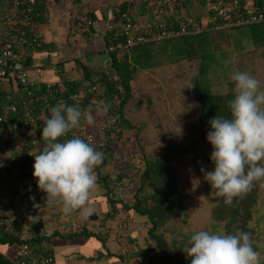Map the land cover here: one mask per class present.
Segmentation results:
<instances>
[{
  "label": "trees",
  "instance_id": "obj_1",
  "mask_svg": "<svg viewBox=\"0 0 264 264\" xmlns=\"http://www.w3.org/2000/svg\"><path fill=\"white\" fill-rule=\"evenodd\" d=\"M185 5L189 10L194 7L190 0L185 1ZM125 7L126 4L123 3L120 10ZM3 9L4 0H0V22ZM37 18L40 17L36 16ZM110 52L109 72L114 71L118 75L122 91L119 92L116 87L117 82L112 80V74L102 72L95 79L99 82L98 86L101 85L102 96L94 92L92 97L83 101L84 106H89L91 114L102 108L107 116H113L119 128L116 131L111 126L105 129V142L100 149L104 154L103 162L95 168L100 193L110 204L102 220L115 215L118 210L117 203L127 211L144 216V221L148 222L149 226L146 229V245L142 252L148 256L149 264H191L190 258L182 249L191 235L200 230L227 234L242 230L251 233L254 247L261 256V264H264V184L256 182L242 199L235 198L231 205H226L223 198L215 196V190L211 189L200 171L201 167L206 171L214 170L210 160L213 148L206 139L207 133L211 131L208 122L215 116L230 117L228 101L234 99L235 87L230 79L231 73L248 72L258 79L261 76L259 73L264 70V21L153 40L131 46L120 55L115 50ZM181 60L197 62L186 90V95L197 99L200 105L197 120L191 122L193 136L190 141L185 145H167L157 152L141 151L142 166H135L132 156L131 160L127 158L126 165L122 164L123 160L129 157L123 152V160L115 165L118 171L114 174L103 171L102 166L108 161L119 160L116 156L115 140L135 127L124 114V105L132 94L131 79L134 73L140 68ZM226 61L231 62L225 63ZM83 68V81H94L90 78L92 69L86 65H83ZM83 81L73 82V87H69L65 92L49 94L51 103L54 105L58 98H66L67 92L81 86ZM37 93H42V88H37ZM62 102L69 103L67 99ZM94 102L97 103L96 109L93 107ZM42 112L48 117L40 101L33 109L35 121L30 125H36L38 131L35 135L28 134L35 142L11 154L19 161L25 158L29 147L36 146L37 155L45 146L42 139L44 124L37 118ZM135 135H138L137 132ZM65 140V136L58 138V142ZM1 141L0 137V147ZM140 146L138 136V140L130 144L132 155ZM5 174V171L0 173V180L4 179ZM123 179H127V184H130V199L116 196L115 188L122 185ZM31 221L37 231L24 238L0 226V243L12 245L21 241L39 242L44 239L45 236L38 231L39 221ZM79 232L99 237L98 233L91 232L86 227L71 234ZM0 264L17 263L13 255L0 250ZM124 264L130 263L125 260Z\"/></svg>",
  "mask_w": 264,
  "mask_h": 264
},
{
  "label": "crops",
  "instance_id": "obj_2",
  "mask_svg": "<svg viewBox=\"0 0 264 264\" xmlns=\"http://www.w3.org/2000/svg\"><path fill=\"white\" fill-rule=\"evenodd\" d=\"M30 1L34 6V19L37 21L38 27L43 33L44 40L41 47L33 48L29 51V59L41 67L40 71L31 69V73L36 76L39 86L48 80H58V74L52 68V64H56L66 75L73 78V82L77 80L83 81L85 77L83 65H86L88 68L92 69L90 78L94 81H83L82 85L75 89L92 83L98 86L99 82L95 79H97L102 72L110 73V75L115 73L114 71L109 72L111 70L110 51L112 50H108L107 45L117 25L120 6L125 3L126 7L124 9L131 8L135 10L139 20H143L144 16L140 17V14L144 13L145 10L143 4L135 6L132 0ZM36 16L40 18L36 19ZM119 38H121L120 34ZM116 52L118 55L123 53ZM153 68L155 69L156 67ZM149 69H152V67L140 68L134 73L131 79L132 94L124 105V114L133 124H135L137 119H140L139 121L144 126L148 125L150 121L149 110H147L144 105L146 103L138 101L140 104L143 103L142 105H138L139 103L135 102L136 97L140 96V94L144 97L150 91L149 83L153 76L152 72H148ZM113 81L117 82L116 87L119 89V92H121L122 88L120 83H118V78ZM73 82L66 85V90L69 87H73ZM98 87L102 90L101 85ZM163 88L164 87L161 89L163 90ZM4 91L5 93H15L12 86H6ZM162 95L164 94H158L157 97H162ZM184 95L186 96V91ZM178 97V94L172 92L169 95L166 94L164 99L170 101L171 99H178ZM176 101L172 102L175 103ZM168 103L166 105H168ZM94 104L95 106L93 107L96 109L97 103L94 102ZM183 106L182 104L180 107H173V104L172 106L170 105L165 112L167 116L166 119L176 121L182 112L181 107L183 108ZM86 107L88 112L91 113L89 106ZM199 108L200 105L198 102L197 111H199ZM159 113L156 116V123L160 121ZM95 114L102 119L106 118V114L103 112L102 108H99ZM196 116H198V114ZM37 118L41 122H44L47 117H45L42 112L37 115ZM91 129L95 130L98 140L100 137L105 136L103 135L104 132L97 128L96 122L94 126H91ZM37 131L38 128L35 125L30 127L27 132L28 134L32 133L35 135ZM128 131L121 138L115 140L114 146L117 147L116 156H118V154L121 156L123 152L127 154L132 153L130 144L135 141L129 140L131 136L127 138V136L130 135ZM123 148L124 150L122 151ZM34 149L37 152L36 146H34ZM98 151L102 152L100 149H98ZM7 158L10 162L19 161V159L12 157V155ZM4 171L7 174L4 175L3 180H0V197L18 190L29 194L32 193L29 187L28 175L19 173L18 177L14 178L12 177L14 176L13 171ZM21 174L23 175L22 177ZM3 182H6L7 189L1 187ZM120 195L122 197V194ZM45 202L46 194H44V198L40 203L37 204L40 206L41 210H37L36 204H31L26 210H23L19 202H16L9 206L10 209L7 212L13 217V226L14 224H18V226L14 227L20 229L18 236L22 238L31 236L37 231L34 222L31 220L34 219L39 221L40 225L38 231L43 234L45 238L39 242H33L41 244L42 248H46L52 254L53 261L50 264H124L125 260L130 264H149L148 256L142 252V249L146 245V230H144L145 228H140L139 230L141 231H137L139 222L142 221L141 224L144 223V216H140L133 211H127L121 207L120 203H117L116 206H118V210L113 217L102 220L103 215L99 217L95 212L98 215L97 218H88L85 220L80 217L79 211L73 212L70 216H66L62 213L59 205L49 206L45 204ZM89 204L93 206L94 209H98L101 212H105L110 208L109 202H107L100 193V188L93 193L89 200ZM83 227H86L91 232L98 233L99 237L95 234L81 232L71 234V232L79 231ZM141 239L144 240L142 243L140 242ZM12 245L13 249L10 255L14 256L15 243Z\"/></svg>",
  "mask_w": 264,
  "mask_h": 264
},
{
  "label": "built area",
  "instance_id": "obj_3",
  "mask_svg": "<svg viewBox=\"0 0 264 264\" xmlns=\"http://www.w3.org/2000/svg\"><path fill=\"white\" fill-rule=\"evenodd\" d=\"M132 1L135 6L143 4L145 10L140 17L144 18L139 20L135 10L131 8L120 10L117 25L107 45L108 50L124 52L133 45L152 40L264 21V0H190L194 5L191 10L185 5L187 0ZM34 13V6L30 0H5L1 15L0 164L3 166L0 167V173L10 166L7 157L35 142V139L29 138L27 131L35 121L33 109L38 102L43 103L49 118L50 108L65 99L69 101L68 105L78 104L82 110L88 112L87 107L83 105L84 99L92 97L94 92L102 96L97 84L92 83L69 90L66 98H58L54 105L51 103L48 95L65 91L66 85L73 82V78L66 75L59 66L52 64V68L58 74V80H48L40 86L37 84L36 76L31 73V69L40 71L41 67L31 61L28 54L31 49L41 47L44 40L43 33L34 19ZM111 78L117 80L118 76L113 73ZM6 86H12L15 93H5ZM39 87L42 88V93H37ZM92 115L100 131L104 132L110 126L115 131L119 129L113 116L105 115L106 118L102 119L97 114ZM96 135L95 130L82 120L80 126L67 133L65 137L66 139L79 137L93 144L98 150L103 147L105 136L98 140ZM35 155L34 147H29L25 158L14 162V167L9 169L29 176L32 195L18 190L0 197V226L16 235H19L20 229L12 224L13 217L7 212L9 206L19 202L20 207L26 210L31 204H39L45 194L38 189L37 181L33 177ZM134 155L135 166H142L139 153L136 152ZM37 210H41L39 205ZM14 257L17 264H50L53 261L52 254L46 248L30 241L15 243Z\"/></svg>",
  "mask_w": 264,
  "mask_h": 264
},
{
  "label": "clouds",
  "instance_id": "obj_4",
  "mask_svg": "<svg viewBox=\"0 0 264 264\" xmlns=\"http://www.w3.org/2000/svg\"><path fill=\"white\" fill-rule=\"evenodd\" d=\"M230 79L235 85L234 99L228 101L230 117L215 116L208 122L211 131L206 139L213 148L214 170L200 169L215 196L226 205L242 199L256 182L264 184V88L248 72L235 71ZM50 113L43 122L45 146L34 156L33 177L46 194L45 204L59 205L66 216L79 211L87 220L95 214L89 200L98 190L95 168L104 154L79 137L64 142L58 138L79 127L82 120L94 126L95 118L78 104L67 102L51 107ZM182 251L191 264H261L252 234L242 230L230 234L197 231Z\"/></svg>",
  "mask_w": 264,
  "mask_h": 264
},
{
  "label": "rangeland",
  "instance_id": "obj_5",
  "mask_svg": "<svg viewBox=\"0 0 264 264\" xmlns=\"http://www.w3.org/2000/svg\"><path fill=\"white\" fill-rule=\"evenodd\" d=\"M233 49H235V47H233ZM196 65H197V62L195 61L181 60L176 63H165L161 65H155V66H152V69L148 70V72H152V76H153V78H151V81L149 83L150 91L144 97L142 96V94H140V96L136 97L135 102L137 103L138 101H141L143 103H146L144 105H145V108L149 110L148 113H150L151 115L150 116L148 114L150 117V121L148 125L144 126L139 121L140 119H137L136 120L137 123L135 122L136 128L134 127L133 129H130L128 131L130 135L127 136V138L131 136L129 140H132V141L138 140V136H139L140 145H141L139 149H137V153H139V156L141 154L140 153L141 151H145V152H155L156 151L157 152V151L163 150V148L167 145H171V144L185 145L192 138L193 132H192V127H191V122L197 120L196 115L199 113V111H197L198 100L193 97H189L187 95L185 96L184 92L189 87V83H190L189 78L192 72L194 71ZM153 67H156V68L154 69ZM263 72L264 70L259 73L261 76L260 78H258V80L261 81L262 88H264V73ZM162 87H164L163 90L161 89ZM172 92L179 95L178 99H171L170 101L169 100L167 101V99H164L166 94L169 95ZM158 94L160 95L164 94V95H162V97H157ZM172 101H176V102L173 103ZM171 102L173 104V107H180L181 104L182 106L184 105L183 108L181 107L182 112L180 113L176 121L166 119L167 116L165 115V112L168 110V107L170 105L172 106ZM138 103H139L138 105L143 104V103L140 104V102ZM167 103L168 105H166ZM159 112H162V113H159ZM158 113L160 116V119H159L160 121L156 123V116L158 115ZM136 132L138 135H135ZM130 154H128L129 157H126V159L124 160L118 154L117 158H119V160L116 161L115 159H113V160L108 161L106 164L102 166V170L105 172L114 174L116 171H118L115 165L121 160L124 161L122 162V164L126 165L127 158L131 160L130 156H132L133 158L132 161L136 162L135 155L134 154L130 155ZM19 173H22V172H19V171L13 172L14 176L12 177L17 178ZM98 190H99V187H98ZM131 192L132 191H130L129 184H127V179H123L122 185H119L115 188L116 196L122 194V196L130 199V196L132 194ZM95 212L99 215V217L100 215L104 214V212H101L98 209ZM144 220L145 219H143V221ZM141 222H139V225H138L139 227L137 231H141L139 230L140 228L141 229L145 228L144 230H146L147 227L149 226L148 222L146 223V221H144V223L142 224ZM139 239H140V235H139ZM143 241L144 240L141 239L140 242L142 243ZM12 249H13V245L0 244V250L5 252L8 255L11 254Z\"/></svg>",
  "mask_w": 264,
  "mask_h": 264
},
{
  "label": "water",
  "instance_id": "obj_6",
  "mask_svg": "<svg viewBox=\"0 0 264 264\" xmlns=\"http://www.w3.org/2000/svg\"><path fill=\"white\" fill-rule=\"evenodd\" d=\"M13 167H14V162L11 161V162H10V166H8V167L6 168V171H9V169H11V168H13ZM1 187L4 188V189H7V184H6V182H3L2 185H1ZM97 217H98V215L95 213V214H94L93 216H91L90 218L95 219V218H97Z\"/></svg>",
  "mask_w": 264,
  "mask_h": 264
}]
</instances>
